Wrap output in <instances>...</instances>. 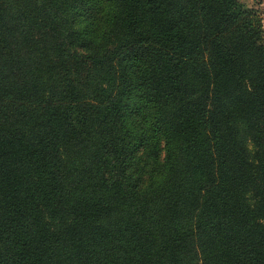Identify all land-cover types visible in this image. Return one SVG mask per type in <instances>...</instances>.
Instances as JSON below:
<instances>
[{
  "label": "trees",
  "instance_id": "16d2710c",
  "mask_svg": "<svg viewBox=\"0 0 264 264\" xmlns=\"http://www.w3.org/2000/svg\"><path fill=\"white\" fill-rule=\"evenodd\" d=\"M0 264H264L262 12L0 0Z\"/></svg>",
  "mask_w": 264,
  "mask_h": 264
},
{
  "label": "crops",
  "instance_id": "0c3cea01",
  "mask_svg": "<svg viewBox=\"0 0 264 264\" xmlns=\"http://www.w3.org/2000/svg\"><path fill=\"white\" fill-rule=\"evenodd\" d=\"M254 6L262 12V23L264 28V0H255Z\"/></svg>",
  "mask_w": 264,
  "mask_h": 264
},
{
  "label": "rangeland",
  "instance_id": "374dc122",
  "mask_svg": "<svg viewBox=\"0 0 264 264\" xmlns=\"http://www.w3.org/2000/svg\"><path fill=\"white\" fill-rule=\"evenodd\" d=\"M254 1L255 0H245V2L248 3V5H250V6H254Z\"/></svg>",
  "mask_w": 264,
  "mask_h": 264
}]
</instances>
